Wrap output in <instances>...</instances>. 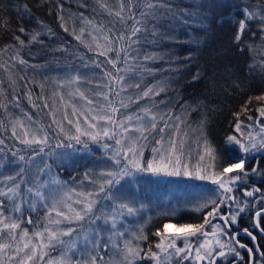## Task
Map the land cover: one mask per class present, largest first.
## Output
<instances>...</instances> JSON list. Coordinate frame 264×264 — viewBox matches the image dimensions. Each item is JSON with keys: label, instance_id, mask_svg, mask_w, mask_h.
I'll return each instance as SVG.
<instances>
[{"label": "snow or ice", "instance_id": "snow-or-ice-1", "mask_svg": "<svg viewBox=\"0 0 264 264\" xmlns=\"http://www.w3.org/2000/svg\"><path fill=\"white\" fill-rule=\"evenodd\" d=\"M97 3L101 9L107 11L109 16L116 18L122 25L119 33H115L113 28H106L102 23L96 25L92 20H87L86 23L92 26L95 33H88L91 37L90 41L83 39L85 35L84 28L80 29V34L77 35L75 32L73 34L78 41L86 44L89 51H97L98 56L105 57L103 62L93 61L95 67L102 69L103 72L101 79L104 82L98 84L97 87L106 89V91H95L94 95L102 98L104 103L89 99L85 93L77 89V94L81 99L86 100L88 105L98 104V107H89L86 110L78 109L75 104L71 106V115L83 117V124L87 127L82 126L80 119L74 122L69 118L67 112L64 113L63 119L67 120L68 124L74 125V135L65 132L62 123L58 122L55 116H53V123L56 124L60 133L67 136L69 140H74L77 144L82 143V137H87L93 142H98L102 138L114 140L115 144L120 146L113 152L111 157L117 165V170L102 172L99 181H92L96 185V191L77 193V196L83 197V199L75 201L76 204L80 205L79 210L65 203L64 206L71 215L63 210H58L56 202H54L49 209L47 223L41 230L34 231L31 235L27 229L17 233L21 223L4 215V200L0 199V226H2L0 227V239L6 236L11 241L10 243H0V254L6 253V250L15 243L17 264H41L42 261L44 264H138V261L143 260H150L152 264H171L174 258L176 264H184L185 261H189L190 264H264V244L258 242L264 239V191H262L264 183L259 187L244 190L243 196L252 198L251 200L240 199L233 194L235 190H238L235 187L236 185L239 184L241 188L245 187L246 182L252 176H259L264 181V169L260 168L259 162L257 161L255 166H249V157L256 160L253 153L261 154V157L264 158V135L258 133L257 135L260 138L257 139L256 136L249 133L247 141L235 135L228 136L226 142L237 146L241 155L237 157L235 162L227 163L219 171H209V168L201 167H196L190 171L189 166L182 163L181 160L183 141L178 143L171 136L167 138L166 148L152 147L151 151L154 155L150 159L144 158L145 144H142L141 141L148 142L149 136H152L156 145H163L165 142L164 134L170 127L167 120L171 117H167L166 114H157L149 107L139 109L138 113L122 112L121 110H127L130 103H137L139 99L150 95H158L159 93L153 88H148L135 100L132 97L128 98V102H125L123 98L119 99L118 106L113 97H120L121 93L128 88L140 87L139 84L130 85L126 84L125 81V73L132 69V66L128 63L129 50L134 44L139 43L138 34L147 32L148 20L150 17L155 18L156 10L166 8L171 11V8L164 3L154 4L151 0H145L143 9L139 13V18H137L134 9L138 5L135 0H119L116 8L111 7L106 0H97ZM23 8L26 12L29 11L27 4H24ZM144 9H147V11ZM241 15L243 18L238 21V29L234 37V42L238 48L243 42V36L249 27L250 21H256L260 33L264 34V5H260L258 11H250L245 8ZM60 19L63 20V17H60ZM129 21H131L130 24ZM0 26L7 30L6 21L0 23ZM67 30L65 28V31ZM18 31L25 33L26 29L19 27ZM39 35V33H34L31 39L36 41ZM15 39L21 45L24 44V40H21L19 36H15ZM261 40H264V35H261ZM240 50L243 51V48H240ZM150 58L152 57H145V59ZM12 59H17V57L14 56ZM18 62L21 65L26 63L22 58ZM121 62L127 67H119ZM106 65H111V70H105L104 66ZM0 68H5V65L0 64ZM5 70L7 71L6 68ZM261 71L264 72V60L261 61ZM199 78V75L194 77V79ZM75 79L79 80V77ZM28 98L31 103V93H28ZM255 99L264 101V95L257 96ZM15 106L20 107L19 102ZM36 106L35 103H32V107ZM0 108L6 109L7 104L0 101ZM258 111L260 116L264 117V107L259 108ZM24 116L29 124H26L20 118H14L10 121L12 136L18 139L21 144L29 147L47 145L49 136L45 129L43 127L32 129L30 127L32 123L31 116L27 113H24ZM176 119L179 120V117H176ZM0 127H6V125L0 121ZM235 127L237 132L241 131L239 121H237ZM18 128L20 129L19 135L17 134ZM261 133H264V127L261 128ZM156 135H159V139H155ZM4 144L5 141L0 139V145ZM104 147L108 148V145L105 144ZM3 151L4 149L0 148V152ZM225 151L227 152L228 149L226 148ZM43 152L44 147H39L37 154ZM205 152L210 160L215 161L216 151L207 139H205ZM12 155L17 156L18 152H13ZM118 157H122V159H118ZM18 158L20 161L25 160L23 155H19ZM200 159L203 160L204 156H201ZM122 161L123 167H120ZM210 167L214 169L215 164ZM23 171L24 169L21 168V173ZM139 173H148L155 176L183 175L201 181L207 180L216 185L219 192L216 198H205L196 206L195 210L203 213L201 222L164 223L162 230H158L153 234L159 237L158 242L154 245L155 250L150 246L145 252L138 245L134 246L132 240H126L123 248H118L116 242L112 241V247L118 249L120 260L115 261L110 258L105 261L104 256L98 251L101 247L100 244L95 241L89 242L85 237V247L79 250L80 258L74 260L73 258L76 255L74 250L77 249L76 242H66L62 237L71 236L75 229L71 227L67 229L53 228L50 225L59 226L63 221L79 222L89 216L94 217L95 220L104 219L107 224L108 217L106 215L103 213L100 216L95 215L96 205L101 199L112 200L118 198L116 194L124 195L121 181L125 179L131 181ZM7 180L13 183L10 187L6 185L5 188H0V197L7 199L13 212L20 213L23 204V198L19 191L21 185L14 182L15 178L12 176L7 177ZM113 189H115V193H113ZM27 191L32 192L33 190L28 188ZM213 191L215 192L216 189H213ZM35 194L43 198L39 191ZM65 196L66 199H71L67 194ZM18 199L20 200L19 203L17 202ZM31 207L35 210V204H32ZM119 207L126 209L129 214L136 211L127 203H122ZM52 212H55L56 219L51 217ZM246 217L248 223L244 224L243 221ZM116 220V215H113L111 217L112 229H116ZM27 223H32L31 218L28 219ZM173 228L176 231L170 232L169 230ZM113 235L123 236L124 233L114 232ZM17 236L19 237L18 240ZM134 239L147 241L148 237L143 235V229L141 228L140 234L136 235ZM193 240L196 241L195 246L192 243ZM178 242H182L183 246H179ZM88 243L92 245L90 248ZM56 245H60L63 249L60 256L45 260L46 257H49L50 250H53ZM103 247L107 249L108 245L105 244ZM12 259V256L8 257L9 261ZM0 264H4V262L0 261Z\"/></svg>", "mask_w": 264, "mask_h": 264}, {"label": "trees", "instance_id": "trees-1", "mask_svg": "<svg viewBox=\"0 0 264 264\" xmlns=\"http://www.w3.org/2000/svg\"><path fill=\"white\" fill-rule=\"evenodd\" d=\"M106 2L116 8L119 0ZM135 2L138 6L134 11L139 18L145 0ZM151 2L164 3L171 11L158 8L155 18L148 20L147 32L138 34L139 43L129 50V56L133 53L132 69L126 76L132 82L139 79L140 87L131 89L132 96L126 93L137 98L147 87L164 83L163 92L142 101L144 107H168L173 103L172 111L185 108L192 125L200 123L205 126L207 139L219 157V169L235 162L237 156L226 147V138L233 134L237 121H253L258 109L264 107V101L255 99L264 95V72L261 71V61L264 60L261 35L264 34L260 33L256 21H250L240 45L243 51L235 44L234 37L238 21L243 18L242 11L245 8L258 11L264 0ZM24 4L29 6V11L24 10ZM87 20L113 28L117 34L122 29L116 18L100 8L97 0H0V23L7 22V30L0 26V64L7 69L0 68V101L7 104L6 109L0 108V121L6 125L0 127V139L5 141L0 145L4 149L0 155L8 158L23 155L27 160L41 154H37L41 146L21 144L9 129L10 121L25 117L24 113L48 133L49 143L44 147L43 156L51 159L52 152L63 148L58 145L67 143L66 136L53 123L55 102L54 96L50 95V79L71 68H88L103 74L93 61L103 62L105 57L89 51L86 44L73 34H80L83 22ZM19 27H24L26 32L20 33ZM34 33L40 34L36 41L31 39ZM15 36L24 40V44L21 45ZM83 39L86 40L87 36L84 35ZM14 56L17 59H12ZM146 56L152 58L145 59ZM20 58L26 63L19 64ZM122 63L119 64L121 68ZM104 69L111 70V65L104 66ZM197 75L200 78L194 79ZM28 93H31V103ZM17 102L20 107L15 106ZM32 103L37 106L32 107ZM13 152L18 155L13 156ZM257 159L258 156L252 163ZM259 166L264 169V159ZM57 173L62 178L71 175L66 170H57ZM0 198L6 202L5 198ZM34 215L25 208L21 226L30 229V224L24 220L31 218L36 227L38 221ZM201 217L184 215L172 222L198 223ZM165 222L156 220L147 227L146 249L152 246L154 250L158 237L153 234L162 230ZM259 243L264 244V239ZM141 264H146V260Z\"/></svg>", "mask_w": 264, "mask_h": 264}, {"label": "rangeland", "instance_id": "rangeland-1", "mask_svg": "<svg viewBox=\"0 0 264 264\" xmlns=\"http://www.w3.org/2000/svg\"><path fill=\"white\" fill-rule=\"evenodd\" d=\"M83 23L84 25L81 28L85 29V35L87 36L86 40L90 41L91 37L88 33L91 32L95 34L94 29L86 22ZM101 43H103V41H101ZM94 52L97 54V51ZM132 57L133 53L130 55L128 61L129 65ZM122 67L126 68L127 65L122 63ZM129 72L130 71H127L125 73L126 84L136 85L140 83L139 79H133L134 82L129 80L127 78L129 76H126ZM102 75L103 74L96 70L93 71L88 68H71L65 72L51 76L50 95L54 96V116L56 117V120L62 123L65 132L69 135L75 134L74 125L68 124L67 120L63 119L65 112L68 113L69 118L74 122L77 119H80L82 126L87 127V125L83 124V117H74L71 115L72 104H75L77 108L81 110H86L89 107H98L97 103L88 105L87 101L81 99L77 94V89H79L80 92L85 93L89 99L98 101V103H104L102 98L94 95L95 91H106V89H103L102 87H97L98 84H103L104 82L101 79ZM76 77H79V80H76ZM133 88L134 87L128 88L125 92H122L120 97H113L117 101V106L118 101L121 98H123L125 102H128V98L133 94V92L131 94V89ZM148 88H153L156 92L161 93L163 92L161 89L164 90L165 84H155L146 89ZM117 90L119 89L117 88ZM126 92H128L130 96ZM155 96L156 95H150L149 97L139 99L137 103H130L127 110L122 109L121 111L137 113L139 112V109L143 108L145 105V102L142 103V101H146L148 98ZM61 97H63V99H61ZM132 98L134 100L136 99L135 96ZM172 105L173 103L168 107H164V105L149 107L153 112L157 114H166V116L171 117V119L167 120L170 127L164 134L165 142L163 145H156L152 136H149L148 142L141 141L142 144H145L144 158L150 159L154 155L151 151L152 147L166 148L167 138L171 136L173 139L177 140L178 143L183 141V155L181 156V160L182 163L189 166L190 171L196 167L209 168V171H219V157L217 152L215 161L210 160L205 152V139H207L205 126L200 123L192 125L188 120V111L185 108H179L177 111H172ZM176 117H179V120H177ZM19 118L23 119L26 124H29L27 118ZM240 124L241 131L237 132L236 127H234L232 135H235L238 138H243L245 141H247L249 133L256 136L257 139L260 138V136L257 135L258 133L264 135V133H261V128L264 127V117L260 116L259 111L257 117L253 121L251 120L246 123L241 122ZM161 126L163 125L161 124ZM30 127L32 129L39 128V126L33 121L30 124ZM9 129L11 131V125H9ZM17 134H20L19 128L17 129ZM65 139L67 140V143L61 142L60 146L63 148L52 152L51 159H48L47 156H43V153L24 161H20L19 158H8L4 155H0V188H5L6 185L10 187L13 182L8 181L7 177L12 176L15 178L14 182L20 183L21 187L19 191L23 198L22 211L20 213L13 212L11 210V204L5 199L4 215L16 219L21 223L23 221V212L26 208L35 214L34 218H37L38 221L36 227L32 222V225L30 224V229L21 226L20 229L17 230V233L23 229H27L31 235L32 232L41 230L47 223L49 209L54 202H56L58 210H63L69 215H71V213L64 206L65 203L70 204L73 208L79 210L80 205L76 204L75 201L77 199H83V197L77 196V193L96 191V185L92 183V181H99L102 172L117 170V165L111 157L113 152L120 146L116 145L114 140L102 138L98 142H93L87 137H82V143L77 144L74 140H69L67 136ZM155 139H159V135H156ZM105 144L108 145V148L104 147ZM40 146L45 147V145ZM226 147L236 154L237 157L241 155L237 146L226 142ZM253 155L258 156L257 161L259 163L264 159L261 157V154L253 153ZM201 156H204L203 160L200 159ZM118 159H122V157H118ZM257 161L252 163V159L249 157V166H255ZM212 164H215L214 169L210 167ZM120 167H123V161ZM21 168L24 169L22 173ZM57 170H66L67 174L71 173V175L70 177L62 178L58 175ZM262 183H264V181H262L259 176H252L251 179L246 182L245 187L241 188L239 184L236 185L235 187L238 190H235L233 194L240 199L251 200L252 198L243 196L244 190L259 187ZM121 186L124 195L120 196L119 194H116L118 198L112 200L101 199L94 209L96 216H100L103 213L108 217L107 224L104 222V219L95 220L94 217L89 216L86 217L85 220L79 222L63 221L59 226L50 225V227L53 228L59 227L61 229H67L71 227L75 229L71 236L62 237L66 242H76L77 249L74 250L76 251V255L73 258L74 260L80 258L79 250H82L85 247V237H87L89 242L95 241L100 244L101 247L98 251L104 256L105 261L110 258L115 261L120 260L118 249L112 247V241L116 242L118 248H123L126 240H132L134 246L138 245L146 252V241L134 239L136 235L140 234L141 228L143 229V235L147 236V227L156 220L166 221L165 223H173L172 220L178 219L184 215L193 214L200 217L203 213L195 210L198 203L205 198H216V195L219 192L216 185H213L210 181H201L194 177L183 175L155 176L148 173H139L131 181L128 179L121 181ZM28 188H32L33 191L28 192ZM213 189H216V191L214 192ZM37 191L42 194L43 198L36 196L35 193ZM262 191H264V189H262ZM113 193H115V189H113ZM65 194L70 196L71 199H66ZM17 202L19 203L20 200L18 199ZM122 203L129 204V206L133 207L136 211L132 214L127 213L126 209H121L119 207ZM32 204H35V210L32 209ZM5 207L7 208L6 211ZM113 215H116L117 217L116 229H112L111 227V217ZM51 217L53 219L57 218L55 212L51 213ZM28 219L29 218L24 220V222L27 223ZM245 220L247 221V217ZM169 231L174 232L176 229L173 228ZM114 232L124 233V235L115 236L113 235ZM18 239L19 237L17 236V240ZM10 242L11 241L6 236L0 239V243ZM192 243L195 246L196 241L193 240ZM105 244L108 245L107 249L103 247ZM178 245L182 247L183 243L178 242ZM15 246V243H13L12 247L6 250V253L0 254V261H3L4 264H17ZM91 246V243H88V247L90 248ZM62 250L63 249L60 245H56L53 250H50L49 257H46L45 260L59 257ZM22 255L23 254L21 253V256ZM9 256L13 257L11 261L8 260ZM141 262L142 261H138V264H141ZM148 262L149 264H152V261L146 260V264ZM41 264H44V262L42 261ZM171 264H176L175 258L172 260ZM184 264H190V262L185 261Z\"/></svg>", "mask_w": 264, "mask_h": 264}, {"label": "flooded vegetation", "instance_id": "flooded-vegetation-1", "mask_svg": "<svg viewBox=\"0 0 264 264\" xmlns=\"http://www.w3.org/2000/svg\"><path fill=\"white\" fill-rule=\"evenodd\" d=\"M258 242H261V240H259Z\"/></svg>", "mask_w": 264, "mask_h": 264}]
</instances>
